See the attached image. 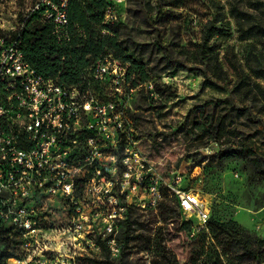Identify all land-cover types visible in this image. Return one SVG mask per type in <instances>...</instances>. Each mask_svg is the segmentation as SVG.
I'll return each instance as SVG.
<instances>
[{
  "label": "rangeland",
  "instance_id": "obj_1",
  "mask_svg": "<svg viewBox=\"0 0 264 264\" xmlns=\"http://www.w3.org/2000/svg\"><path fill=\"white\" fill-rule=\"evenodd\" d=\"M33 1L0 0V30L7 40H0V52H4L23 11ZM168 1L174 4H166ZM119 10L121 22L113 26L116 37L128 56L143 66L149 80L132 87L131 80L137 79L138 73L128 79L129 63L116 58L125 66L127 81L118 80L117 89L115 83L101 82L98 86L92 82L83 95L94 100L112 98L129 133L124 140L144 160V168L136 165L129 181L133 183L141 175L145 183L148 176L154 175L159 180L157 204L148 209L130 205L128 217L113 222L121 249L118 255L107 256L103 249L106 236L100 220L89 234L75 236L67 230L51 234L53 247L34 254L17 248L16 233L6 229L2 233L9 231L12 235L0 249V264H14L12 258L26 261L29 254L33 258L30 264L37 260V264H264L243 248L245 241L256 253L264 250V243L254 244L252 240L264 239V93L258 87H264V47L253 39L239 38L226 0H125ZM203 45L215 46L221 63L230 47L248 76L238 85L237 78L222 64L223 80H205L201 69L220 72V68L213 64L208 51L201 60ZM3 77L7 87L13 83L11 74ZM11 93L9 87L7 91L0 89L4 106L11 101ZM220 99L226 102L218 105L214 116H224L226 123L236 129L234 135L226 136L231 141L226 144L222 143L224 138L213 140L210 131L201 135L193 124L194 107L203 106L209 120L210 103ZM124 145L120 139L117 157L123 154ZM242 145L256 154L247 156L245 150H233ZM122 170L118 164L114 178L118 202L123 200L117 192ZM177 174L181 175V186L200 193L209 206L210 219L217 223L233 220L241 226L244 234L239 236V242L214 225L193 233L191 230L193 248L190 259L183 260L181 248L168 233L166 223L171 219H195L183 214L169 189L168 183ZM90 204L83 202L84 206ZM52 208L51 226L58 230L66 227L70 212L56 203ZM84 211L93 210L86 207ZM127 219L128 226L123 222ZM89 221L94 223L91 218ZM7 254L10 257L4 258Z\"/></svg>",
  "mask_w": 264,
  "mask_h": 264
},
{
  "label": "built area",
  "instance_id": "obj_2",
  "mask_svg": "<svg viewBox=\"0 0 264 264\" xmlns=\"http://www.w3.org/2000/svg\"><path fill=\"white\" fill-rule=\"evenodd\" d=\"M67 2L34 0L13 29L17 36L8 42L3 50L6 53L0 52V89L7 91L9 87L12 92L7 106L0 100V248L11 238L9 231L2 233L7 228L16 233L17 248L34 254L50 250L51 234L57 231H73L75 236L89 234L102 220L105 245L111 255H118L113 222L126 219L130 205L155 207L160 197L159 180L151 175L142 183L138 175L130 183L132 169L136 165L143 169L144 160L124 140L129 133L112 98H85L83 91L92 82L98 86L101 82L115 83L117 89L118 80L127 81L125 66L108 54L84 71V88L66 86L38 74L19 48L18 33L25 27V20L36 13L60 38L68 23ZM124 4L125 0H108L102 22L109 27L121 22L119 7ZM102 33L114 36L108 28ZM6 73L13 76L8 87L3 82ZM120 139L125 145L123 154L117 157ZM118 164L123 167L117 190L123 198L120 202L114 181ZM168 186L183 214L195 219H191L192 233L206 228L210 210L200 193L181 186L180 174ZM83 202L92 204L84 206ZM53 203L70 212L67 228L51 226ZM86 207L93 211L85 213ZM32 254L26 261L12 260L14 264H30Z\"/></svg>",
  "mask_w": 264,
  "mask_h": 264
},
{
  "label": "trees",
  "instance_id": "obj_3",
  "mask_svg": "<svg viewBox=\"0 0 264 264\" xmlns=\"http://www.w3.org/2000/svg\"><path fill=\"white\" fill-rule=\"evenodd\" d=\"M226 2L229 6V13L235 20L239 38L253 39L264 47V0H226ZM107 4L108 0H68L66 6L68 23L60 33V38L52 31L48 22H42L40 20V14L30 15L25 20V27L18 33L19 48L25 60L45 79H53L66 86H80L84 88L86 85L84 71L87 67L96 59L112 54L114 58L129 63L127 71L128 79L130 76L138 73L137 79L134 77L131 80L132 87L137 86L139 83L147 82L149 75L145 73L143 66L128 56L126 49L118 41L113 26L109 27L102 22ZM166 4L171 5L174 2L168 1ZM103 28H108L113 32L114 36L102 33ZM213 33L211 32V35ZM16 34L14 32L10 34V41L17 36ZM0 38L4 39V41L6 40L1 30ZM203 46L204 48L200 51L201 60L206 56V52L208 51L212 54L210 57L213 59V64L219 65L220 68V72L209 71V69L205 68L201 69V74L205 80H208L209 77L220 81L223 80L222 74H224V71L220 67L222 64L230 74L237 78L235 83L238 85L248 76L240 63L234 58L230 47L226 48L224 60L221 63L218 62L219 56L217 51H215V46ZM205 48L208 49L205 50ZM252 73L262 75L259 71L255 72L252 70ZM258 87L264 93V87L259 85ZM223 102H226V100L220 99L210 103L212 111L209 120L206 116V109L203 106L194 107L193 124L200 131L201 135H205L206 132L210 131L212 132L211 138L213 140L219 141L221 138H224L222 143L226 144L231 142L229 139H226V136L234 135L236 129L226 123L224 116H214L218 105ZM233 148V150H245L246 153L244 154L247 156L256 154L247 145ZM123 222L126 226L130 225L129 219ZM166 225L168 233L176 239L181 248L183 260L188 261L194 243V238L189 237V233L192 230V221L171 219ZM208 225L216 226L221 232L227 234L231 240L237 242H239V236L244 234L241 226L233 220L217 223L209 218L206 228ZM252 240L254 244L258 243L262 245L264 243V239L258 237ZM102 246L107 256H109V250L105 242ZM250 246L243 241V248L246 254L250 256H255L256 254L258 263L264 262V253H260L264 252V250L256 253V249L250 248ZM7 257H10V255L7 254L4 258ZM227 258L229 261L228 256ZM230 264H234L233 261H230Z\"/></svg>",
  "mask_w": 264,
  "mask_h": 264
}]
</instances>
